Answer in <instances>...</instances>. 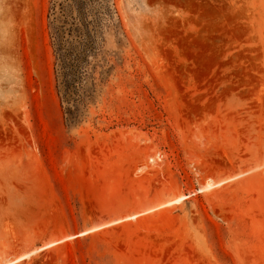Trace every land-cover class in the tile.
I'll list each match as a JSON object with an SVG mask.
<instances>
[{
  "label": "rangeland",
  "instance_id": "obj_1",
  "mask_svg": "<svg viewBox=\"0 0 264 264\" xmlns=\"http://www.w3.org/2000/svg\"><path fill=\"white\" fill-rule=\"evenodd\" d=\"M263 165L264 0H0V260L264 264Z\"/></svg>",
  "mask_w": 264,
  "mask_h": 264
},
{
  "label": "bare ground",
  "instance_id": "obj_2",
  "mask_svg": "<svg viewBox=\"0 0 264 264\" xmlns=\"http://www.w3.org/2000/svg\"><path fill=\"white\" fill-rule=\"evenodd\" d=\"M263 166H264V165H263ZM251 169H252V167H251ZM256 169H257V168H256ZM252 170H253V169H252ZM252 170H250V171H252ZM232 178H234V177H233V176H231V177H230V176H229V177L227 176V178H224V179H221V180H218V181H215V182H213L214 180H213V181H209V180H208V181H206V182L204 183V185H203L199 190L209 189V188H211V187H213V186H215V185L222 184V183H224V182H226L227 180H230V179H232ZM211 179H212V178H211ZM191 194H192V193H191ZM186 196H189V195H182V194L175 195L174 197H172V198H170V199H168V200H166V201L160 203L159 205H157V206H155V207H152V208H149V209H146V210H142V211H139V212H136V213L130 214V215H126V216H124V217H122V218H119V219H117V220H113L112 222H116V221L123 220V219H128V218H134V217H136V216H138V215H140V214H142V213H145V212H147V211H149V210H152V211H153L155 208L157 209L159 206L161 207L162 205H168V204H173V203H175V202H178V201H180L181 199L185 198ZM101 226H102V225H101ZM98 227H100V226H96V227H92V228L86 229V230L81 231V232H79V233H77V234H75V235L67 236L66 238H71V237H73V236H77V235H81V234L88 233V232H90L91 230H93V229H95V228H98ZM57 237H58V236H57ZM62 240H64V238L50 240V241L46 242L45 244H43L42 246L37 247V248L31 250L30 252L19 254L18 256H16V257L13 258V259L0 260V264H14V263H16V262H18V261H21V260L27 258L30 254H32V253H34V252H36V251H38V250H42V249H45V248L51 247V246L57 244L58 242H61ZM5 258H6V257H5ZM3 259H4V258H3Z\"/></svg>",
  "mask_w": 264,
  "mask_h": 264
}]
</instances>
